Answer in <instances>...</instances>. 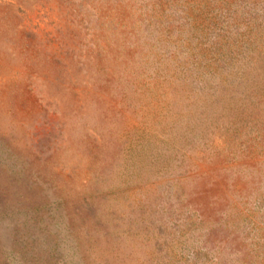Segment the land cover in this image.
Returning <instances> with one entry per match:
<instances>
[{
	"label": "rangeland",
	"instance_id": "374dc122",
	"mask_svg": "<svg viewBox=\"0 0 264 264\" xmlns=\"http://www.w3.org/2000/svg\"><path fill=\"white\" fill-rule=\"evenodd\" d=\"M0 258L264 264V0H0Z\"/></svg>",
	"mask_w": 264,
	"mask_h": 264
},
{
	"label": "trees",
	"instance_id": "16d2710c",
	"mask_svg": "<svg viewBox=\"0 0 264 264\" xmlns=\"http://www.w3.org/2000/svg\"><path fill=\"white\" fill-rule=\"evenodd\" d=\"M96 10V9H95ZM97 12V11H96ZM98 13V12H97ZM8 262L5 261V264H7ZM0 264H1V258H0ZM10 264V263H9Z\"/></svg>",
	"mask_w": 264,
	"mask_h": 264
}]
</instances>
